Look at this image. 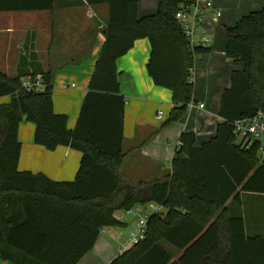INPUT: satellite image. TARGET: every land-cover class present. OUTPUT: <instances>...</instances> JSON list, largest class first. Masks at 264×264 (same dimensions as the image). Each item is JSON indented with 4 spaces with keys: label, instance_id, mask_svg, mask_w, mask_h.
Returning <instances> with one entry per match:
<instances>
[{
    "label": "trees",
    "instance_id": "trees-1",
    "mask_svg": "<svg viewBox=\"0 0 264 264\" xmlns=\"http://www.w3.org/2000/svg\"><path fill=\"white\" fill-rule=\"evenodd\" d=\"M105 42L96 61L77 125L53 106L50 72L0 70V257L15 264H78L105 227H123L117 213L149 203L166 211L148 216L138 243L109 264H264V236L247 235L243 217L228 201L241 204L240 191L264 193V160L256 148L234 141V122L264 113V4L226 28V55L244 64L222 96L223 122L210 141L195 146L194 132L182 133L171 169L125 181L123 114L117 60L136 39L148 38L147 71L156 85L172 91L167 122L179 120L194 103L195 56L210 46L189 47L175 12L183 0H158L154 13L138 15L139 0H107ZM56 0H0L1 11L53 10ZM42 73L43 92L27 91L22 77ZM35 124L34 141L82 152L77 176L54 181L44 173L19 171V123ZM173 248V249H172Z\"/></svg>",
    "mask_w": 264,
    "mask_h": 264
},
{
    "label": "crops",
    "instance_id": "crops-1",
    "mask_svg": "<svg viewBox=\"0 0 264 264\" xmlns=\"http://www.w3.org/2000/svg\"><path fill=\"white\" fill-rule=\"evenodd\" d=\"M212 1L221 15L208 17L206 21L211 51L195 56L192 70L195 102L179 120L167 122L174 106L172 91L156 85L147 71L151 50L148 38L136 39L133 47L117 60L120 94L126 100L124 157L120 166L125 181L169 171L182 133L194 132L195 146L200 147L215 137L218 125L223 122L219 116L222 96L231 86L233 71L244 67L242 62L226 55V28L260 8L264 0ZM145 2L139 0V16L151 13L145 9ZM20 13L22 11L0 12V70L9 76L17 74L18 70L50 72L54 77V110L68 115L67 128L73 130L105 42L109 3L107 0H56L53 10ZM3 15L8 17L6 21ZM9 100L10 96H0V105ZM160 111L163 118L158 119L156 115ZM34 132V123L27 120L19 123L18 170L41 172L54 181L74 180L82 152L65 145L47 149L34 141ZM2 194L0 191V196ZM240 198L238 206L231 199L228 201L231 214L242 215L247 235L264 236V193L240 191ZM163 209L161 211L165 212ZM117 218L125 223L117 227L122 233L128 219L124 212L117 213ZM112 228L105 227L101 231L93 248L78 264H109L131 246L128 238L114 247ZM0 264L15 263L0 257Z\"/></svg>",
    "mask_w": 264,
    "mask_h": 264
},
{
    "label": "built area",
    "instance_id": "built-area-1",
    "mask_svg": "<svg viewBox=\"0 0 264 264\" xmlns=\"http://www.w3.org/2000/svg\"><path fill=\"white\" fill-rule=\"evenodd\" d=\"M208 13L213 18H218L221 15V10L212 0H183L175 12V18L183 25L184 32L189 38V47L209 46L211 38L205 34ZM196 30L201 32L199 36ZM22 86L27 91L40 93L45 90L46 82L42 73H36L33 76L22 77ZM189 106L192 107L193 103ZM200 107H203V104H200ZM156 118H163V112H158ZM233 134L234 141L239 144L241 149L250 150L255 147L257 154L264 160V113L262 111L236 120ZM179 145L182 146L181 141ZM161 207L154 203L148 204V208L151 210L150 214L160 212ZM149 215L143 216L137 227L131 232L128 245L138 243L143 237Z\"/></svg>",
    "mask_w": 264,
    "mask_h": 264
},
{
    "label": "rangeland",
    "instance_id": "rangeland-1",
    "mask_svg": "<svg viewBox=\"0 0 264 264\" xmlns=\"http://www.w3.org/2000/svg\"><path fill=\"white\" fill-rule=\"evenodd\" d=\"M157 6H158V0H146V2H145V9L151 11V13H154L157 10ZM262 7H263V5L260 6V8H258L256 10H260V9H262ZM35 12H37V11H35ZM35 12L34 11H32V12H30V11H22V13H20V14H24V15H26V14H37ZM7 14H9V12H7ZM208 17L211 18L212 15L208 13ZM6 19H8V17L7 16H4V21H6ZM196 32H197L198 36L201 33L198 30H196ZM205 34L209 36V30H208L207 23H206V32H205ZM15 75H13V76H15ZM261 161H262V158H261ZM120 173H121L122 176H124L123 171H120ZM161 210H162V207H161ZM150 212H151V210L148 208V205L147 206H144V207H142V206H135L133 209H131L126 214L127 219H128V224L123 229L122 233L120 232V230H118L117 227H113L112 228L113 233H115L114 238H112V245L114 247H118V242L119 243L120 242L123 243L125 240H127L128 238H130V233L134 231V229L137 227L138 223L141 221L142 217L149 215Z\"/></svg>",
    "mask_w": 264,
    "mask_h": 264
}]
</instances>
